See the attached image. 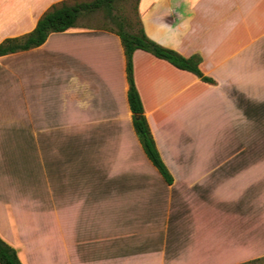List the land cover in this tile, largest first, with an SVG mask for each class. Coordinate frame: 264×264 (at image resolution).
<instances>
[{
	"label": "crops",
	"instance_id": "obj_1",
	"mask_svg": "<svg viewBox=\"0 0 264 264\" xmlns=\"http://www.w3.org/2000/svg\"><path fill=\"white\" fill-rule=\"evenodd\" d=\"M0 0V42L54 4ZM132 77L171 182L147 158L109 28L0 56V238L21 264H264V0H138Z\"/></svg>",
	"mask_w": 264,
	"mask_h": 264
},
{
	"label": "trees",
	"instance_id": "obj_2",
	"mask_svg": "<svg viewBox=\"0 0 264 264\" xmlns=\"http://www.w3.org/2000/svg\"><path fill=\"white\" fill-rule=\"evenodd\" d=\"M116 0H68L52 5L37 21L30 32L18 37L6 38L0 42V56L28 51L41 46L51 33L64 32L75 27L83 15L104 10L107 17L116 24L113 30L119 37L126 58V73L129 84L127 98L132 113L133 127L147 158L159 171L162 177L171 182V177L155 147L147 121L143 115L140 97L132 77V55L136 50L147 52L162 59L175 68L190 72L203 82H209L199 70L200 59L197 56L185 58L177 52L164 48L151 41L144 33L137 15L136 27L124 18L113 13ZM138 2V0H137ZM0 264H21L15 250L0 238Z\"/></svg>",
	"mask_w": 264,
	"mask_h": 264
},
{
	"label": "rangeland",
	"instance_id": "obj_3",
	"mask_svg": "<svg viewBox=\"0 0 264 264\" xmlns=\"http://www.w3.org/2000/svg\"><path fill=\"white\" fill-rule=\"evenodd\" d=\"M136 4L137 0H116L114 3L113 13L116 17L124 18L136 27ZM79 23L87 27L116 29L104 10L83 15Z\"/></svg>",
	"mask_w": 264,
	"mask_h": 264
}]
</instances>
